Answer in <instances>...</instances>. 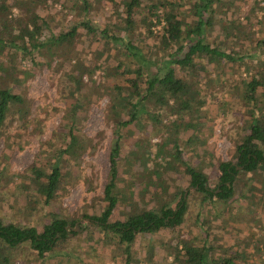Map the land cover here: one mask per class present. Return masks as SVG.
<instances>
[{
  "label": "trees",
  "instance_id": "16d2710c",
  "mask_svg": "<svg viewBox=\"0 0 264 264\" xmlns=\"http://www.w3.org/2000/svg\"><path fill=\"white\" fill-rule=\"evenodd\" d=\"M227 1L233 3L232 0ZM50 2L52 0H11L10 3L0 0V135L4 137L6 145L15 144V137H20V127L27 129L31 126L33 130L39 128L35 120L29 118L28 99L17 89L23 85L21 74L25 72L23 68L19 71L16 69L17 65H21V60H29L34 67L44 58L45 65L51 71L60 70L64 66L63 62L57 61L55 66L52 63L60 55L63 57L61 48L64 44H74L81 26L88 34L102 38L105 46L109 43L107 40H116L119 47L127 50L124 55L132 57L133 60L137 59L139 64L131 68L129 62L125 64L124 61H118L112 66L107 74L119 73L123 79L110 89L104 83L92 84L95 100L104 94L108 95V112L112 115L115 126V138L109 152L110 166L103 195L100 197V207L98 206L95 213L74 215L49 210V220L42 226L24 224L19 220L5 221L0 216V264H13V252L23 245L41 261L53 260L57 264H97L93 260L97 255L92 248L89 250L90 244L88 249L79 251L80 253L76 252V248H71L73 239L80 241L77 238L78 231L72 228L80 223L81 218L87 221V227L81 234L85 236L96 233L98 237L92 245L96 243L102 249L109 248L111 259H116V254H120L122 264H140L134 250L138 236L176 230L184 223L189 210V194L196 193L199 200L197 209L200 213L204 207L213 204L215 198L227 201L236 192H240V168L243 172L251 173L264 169V111L260 106L262 100L257 102V96L264 95V60L258 59L259 69L242 79L245 98L249 104V118L240 138L233 141L236 162H217L218 181L211 188L206 174L182 158L178 135L182 126L186 130L194 131L195 123L185 121L184 115L190 118L200 108L194 88L195 81L187 77L188 73L192 75L200 69L203 59L206 62H220L223 59L241 64L250 62L242 57L244 53L236 55L223 51L219 42L212 43L207 38V30L218 21L225 30V37L230 34V28L234 30L232 21L224 24L221 18L216 20L217 7L226 4V0H192V23L178 16L175 8L179 3L175 0H152L144 11L148 16V22L145 21L146 35L154 36L163 51L159 57L153 58L143 54V47L135 43L131 35L134 16L143 12V0L121 1L120 18L126 24L123 37L109 34L106 27H96L86 21L77 22L70 25L69 29L58 33L50 32L45 36L43 32L50 29L53 21ZM258 4L264 11V0H253L254 6ZM40 10H46L44 15ZM155 23L160 25L156 33L152 29ZM261 45H264V39L253 46L256 50L253 57L260 58ZM68 60L71 61L69 58ZM73 64L70 73L64 71L69 87L68 96L72 102L62 115L58 129L48 139L40 141L36 158L26 173L14 172L9 175L6 173V164L0 168V178L5 179L6 183L9 180L15 182L26 209L30 205L47 207L54 204L60 191L72 177V163L78 161L85 152L83 144L86 141L80 139L77 131L80 118H84L81 112L88 103L83 104L81 99L84 75L77 73L80 62L74 61ZM150 64L156 68H149L147 71L145 66ZM97 66L94 65L87 72L90 83L93 82L92 73ZM160 111L166 115H174L175 118L168 120V123H162ZM143 115L151 118L154 123L165 126L168 130L167 137L153 154L149 149V140L139 138L133 141V148L122 155V129L128 130L131 125L137 126ZM14 122L18 123L17 128L11 130ZM194 139L193 135H189L185 143L193 144ZM168 143L172 150L170 159L164 154ZM149 161H153L150 169ZM137 166L141 171L149 170L156 179L170 170V166L181 170L186 186L175 187L177 192L172 198L168 190L164 191L165 197L167 196L165 200L168 201L179 195L174 208L167 205L168 201L156 202L157 191L150 192L148 184L137 179L136 172L139 170L133 172L132 168ZM189 187L194 190H189L186 195L184 191ZM137 191L147 193L142 206H138L135 194ZM174 250L172 264H233L232 257L213 258L212 247L208 241L195 245L188 243V240L177 239ZM154 251L153 245L148 244L145 259L153 261Z\"/></svg>",
  "mask_w": 264,
  "mask_h": 264
},
{
  "label": "rangeland",
  "instance_id": "374dc122",
  "mask_svg": "<svg viewBox=\"0 0 264 264\" xmlns=\"http://www.w3.org/2000/svg\"><path fill=\"white\" fill-rule=\"evenodd\" d=\"M10 1L7 0L9 3ZM121 1L52 0L49 9L53 21L50 23V29L45 30L43 35L48 36L50 32L58 33L69 29L77 22L86 21L96 27H106L109 34L123 37L126 33V24L120 18L122 17ZM151 1L143 0L145 4L143 12L134 16L131 35L135 43L143 47V54L153 58L159 57L163 51L157 45L154 36L146 35L145 21L148 16L144 11ZM175 1L179 3L175 8L178 16L192 23L194 21L190 6L192 0ZM232 1L233 3H228L226 0V4L217 7L216 20L221 18L224 24L232 21L231 26L234 30L230 28V34L225 37V30L222 29L221 23L216 21L217 23L207 30V38L212 43L219 42L223 51L236 55L244 53L242 57L250 62L241 64L225 59L220 62H206L203 59L200 69L192 75L188 73L187 77L195 81L194 88L200 108L190 118L184 115L185 121L190 120L195 123L194 131L186 130L182 126L178 135L182 158L206 174L211 188H214L218 181L217 162H236L233 141L240 138L249 118V104L245 98L242 79L256 71L260 65L257 64L258 59L264 60V45L259 48L260 58L252 56L256 51L253 46L264 39V11L259 4L253 5V0ZM39 12L44 15L46 10ZM152 29L156 33L160 25L155 23ZM78 31L74 44H64L61 48L63 57L60 55L59 59L55 58L52 63V66H55L57 61L63 62L65 67L62 66L60 70L51 71L45 65L44 58L34 67L29 60H21V65L16 66L17 71L22 68L25 71L21 74L23 85L17 89L28 99L29 118H33L39 128L33 130L31 126L27 129H24V126L20 127L18 129L20 137H15L16 142L13 146L6 145L4 137L0 135V168L6 164V173L9 175L14 172L26 173L36 158L40 141L48 139L52 132L58 129L62 115L68 110V104L72 102L71 97L68 96L69 87L64 71L70 73L74 61L80 62L77 73L84 75L81 99L83 104L88 103L81 112L84 118H80L77 131L80 139L86 141L83 144L85 152L78 161L72 163V177L68 179V184L60 191L51 206L30 205L26 209L15 182L9 180L6 183L5 179L0 178V216L5 221L19 220L24 224L42 226L49 220L47 216L49 210L74 215L95 213L98 206L100 207V197L103 195L110 166L109 152L115 138V126L112 115L108 112V95L104 94L95 100L92 84L104 83L110 89L114 84L121 83L123 79L119 73L107 74L112 66L114 67L118 61H124L125 64L129 62L132 68L139 62L132 57H126L124 54L127 50L119 47L116 40L112 38L109 39L110 41L107 40L109 43L105 46L102 38L88 34L84 27L80 26ZM94 65L98 66L92 73L93 82L90 83L87 72ZM149 68L154 70L156 67L151 64L145 66L147 71ZM257 100L258 103L262 100L260 106L264 111V95H258ZM160 113H162V123H168V120L175 118L174 115H166L162 111ZM17 124L14 122L11 130L17 128ZM167 131L165 126L154 123L151 118L143 115L137 126L131 125L128 130L122 129L121 154H126L132 149L133 141L139 138L149 140V149L153 154L167 137ZM189 135L195 137L193 144L185 143ZM164 154L170 159L171 144L168 143L164 148ZM152 165L153 161H149V169ZM174 166H170V170L163 173L159 179L154 178L149 170H139L138 166L133 167L132 170L133 172L139 170L136 172L137 179L146 182L150 192L157 191L156 202L163 203L168 201L165 200L167 196L165 197L164 191L168 190L172 198L177 192L175 187H185L187 184L185 177L181 175V170H176ZM239 170H241L239 172L241 190L229 200L222 201L215 198L213 204L204 207L203 212L199 213L197 209L199 200L196 193H191L188 195L189 210L185 215L184 223L176 230L139 235L134 250L140 264H172L174 244L177 239H185L195 245L208 241L212 247L213 258L232 257L233 264H264V169L255 173L243 172L241 168ZM189 190L193 191L194 188L189 187L184 193L187 195ZM135 194L138 206H142L147 193L137 191ZM243 195L248 197L244 198ZM178 200L179 195H176L167 205L174 208ZM79 222L72 229L78 231L77 238H80V241L73 239L71 248H76V252L84 251L90 244L89 250L91 251L92 248L97 255L93 257L97 264H122L120 254H116V259H111L109 248L102 249L96 243L92 245V242L98 239L96 233L84 236L81 233L86 229L87 221L81 218ZM148 244L153 245L155 250L153 261L145 259ZM100 248L102 252L99 251ZM12 260L13 264H57L53 260L45 262L36 258L26 245L13 252Z\"/></svg>",
  "mask_w": 264,
  "mask_h": 264
},
{
  "label": "water",
  "instance_id": "95a60500",
  "mask_svg": "<svg viewBox=\"0 0 264 264\" xmlns=\"http://www.w3.org/2000/svg\"><path fill=\"white\" fill-rule=\"evenodd\" d=\"M78 230H81V229H78Z\"/></svg>",
  "mask_w": 264,
  "mask_h": 264
}]
</instances>
